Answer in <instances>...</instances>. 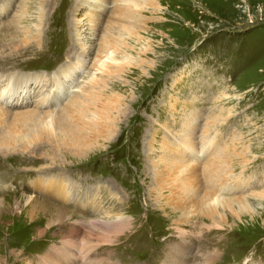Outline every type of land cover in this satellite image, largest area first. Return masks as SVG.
Wrapping results in <instances>:
<instances>
[{
	"label": "rangeland",
	"instance_id": "1",
	"mask_svg": "<svg viewBox=\"0 0 264 264\" xmlns=\"http://www.w3.org/2000/svg\"><path fill=\"white\" fill-rule=\"evenodd\" d=\"M99 1L101 10L87 16L79 0H0V107L8 121L17 112L60 113L71 98L81 105L91 82L94 107L113 95L120 104L117 118L105 119L108 139L83 150L80 135L62 143L59 131L24 152L16 144L0 150V201L8 207L0 209V259L36 263L62 248L58 231L67 225L43 224L44 235H34L14 204L25 195L71 209L73 219L133 220L125 234L142 241L135 257L112 251L121 235L97 247L117 264H152L176 226L189 229L195 263L217 249L212 264H264V0H129L126 15L115 0ZM79 41L90 46L85 55ZM217 165L219 199L243 198L250 213L220 207L226 223L218 228L191 202L172 211L162 189L175 188L170 178L185 169L178 188L191 184L196 201L210 180L205 171ZM165 170L172 175L162 186Z\"/></svg>",
	"mask_w": 264,
	"mask_h": 264
},
{
	"label": "bare ground",
	"instance_id": "2",
	"mask_svg": "<svg viewBox=\"0 0 264 264\" xmlns=\"http://www.w3.org/2000/svg\"><path fill=\"white\" fill-rule=\"evenodd\" d=\"M115 2H117V4H120V6L115 7V9L117 11H121L124 15H126L129 6V0H115ZM101 4H103V2L99 0H79L78 7L82 9L85 8V10L87 9L86 10L87 16L88 15L91 16L93 15L92 13H94L95 11L99 12V10H101V8L99 7V5ZM40 16H43V14L41 13ZM21 17L22 15L17 17L15 22L16 25L20 24ZM18 19L20 20L18 21ZM79 31L80 29H78L75 33L77 37L76 39H79L81 36L80 34L81 32L78 33ZM76 44L79 46L80 54L84 53L85 55L86 53L89 52V47H90L89 45L83 44L81 41L76 42ZM104 48H107V46L101 45V50H103ZM105 69H107V67ZM107 71L108 70H105L104 73ZM94 83L95 82H91V87L88 86L89 88L86 91L84 99L80 101L81 105L79 104L76 105L75 104L76 99L71 98V100L68 101L69 102L68 105L66 107H63L60 113H55L53 110H51V112L46 111L42 113H37L36 111H27L24 113L17 112L18 114L17 113L13 114L11 120L8 121L7 119L11 114H9L7 111H5V109L0 107V118L1 117L4 118L3 121H5L8 124L6 125V129L0 133V150L4 149L6 150V152L12 151V147H14V145L16 144L19 145V147L18 146L17 147L20 148L22 152H24L25 149L29 148L30 146L37 147L36 144L41 142L42 140H49L51 138V135H53L54 131L60 132L59 135L61 137H59V141H62V143L71 140L69 134L75 132L76 134L80 135L82 138V141L79 140V143L81 144H78L80 145L79 146L80 150H83L84 144L88 142L91 143L96 141L103 142L107 140L108 133L105 129L111 127L112 124L107 125L105 119L112 112H113V117L117 118V114L119 113L120 110V104L119 101H118L119 105L117 104L118 98H116V96L113 95L111 97L108 96L109 98L107 99L106 102H104V104L101 105V107H94L95 106L94 103L98 101L95 100V95L93 94V89L95 88L93 85ZM3 96L0 97V99H2ZM83 102H85V105L83 104ZM87 105L88 107H86ZM87 116L89 117L86 120L88 126V132L86 133V131H84L83 129L85 128L83 127V121ZM65 131L68 133V137L66 136L67 133L65 134ZM83 134H85L84 138H83ZM62 136H64L63 137L64 139L62 138ZM80 136H76V137H80ZM76 137H73L72 140H76L78 142ZM62 145L65 146L66 143ZM71 145H73V143H71ZM97 145L99 144H94V147ZM58 146L60 147L59 144ZM149 149L151 153H153L154 148L152 147V145L150 146ZM181 161H184L186 167L187 166L189 167L193 163L192 162L193 160H189L190 162H188V160L186 161L181 159ZM158 163L160 162L158 161ZM219 167L217 165L214 170L207 168L204 175H206L208 180L209 179L210 180L203 185L205 187V190L200 188L203 192L199 197V199L196 201L194 200L196 198L194 197V194L193 196L191 194L192 193L190 189L191 184L186 183L185 186L183 187L180 186L181 188H178V181H180L181 183L185 182L184 179L182 178L183 174H179L182 173V171L185 169H181L178 175L172 176L170 180H174L175 183L173 186H175V188H172L170 190V188L168 187L167 188L162 187V189H165L168 192H170V195L168 196L166 203L169 206H171L172 211H175L177 209H180V211L188 209L187 204L191 202L192 208H194V210L199 214V216L204 217L211 222V223L209 222L210 223L209 227H218V228L224 226V223H226V219L224 218L225 215L222 214L223 209L234 210L233 206L237 205L239 207L238 211H236V214L239 213L237 215L240 216L241 213H245V212L250 213L252 208L243 198H240L239 200L230 199V198L219 199L217 186L219 182L222 181V175L218 172V170H220ZM189 173L190 172H186L184 174H189ZM171 175H172L171 171L167 172L165 170L161 180L158 183L160 185L162 184V186H166L163 185V183L166 184L168 177H170ZM36 181L37 180H35L34 183ZM51 181L54 180L51 179ZM34 187H37V185L35 184ZM43 187H45L46 190H51L50 184L47 185V187L46 186ZM196 189H197V185H195V190ZM179 191H181V193L182 191L184 193L186 192L185 193L186 195L185 196L182 195L183 197H181L178 193ZM200 193L198 191V194ZM259 195L260 197H263L262 194ZM21 197L22 198L20 201L16 200V202L14 203L15 207L18 209L17 213L27 218V221L30 225V229L32 230L34 235L43 236L46 230L50 228H53L55 226L61 227L65 224L67 225V228L65 230L59 229L60 231H58L59 232L58 236L60 235V239L62 240L65 239L61 245L62 247L61 249H57L55 246H53L50 248L51 249L50 251H47L41 256L39 255L40 260L38 262L35 261L36 263H34L30 259H28L25 264H117V261L113 259H108L106 257L99 256L97 253V247H100L101 245L107 246L110 244H114L115 242L119 241L118 237L120 235L123 237L121 238L120 243L116 244L113 247L112 249L113 252L116 251L120 253L122 248L124 249L127 248L126 250H129L128 256L130 258H133L135 257L134 251L142 247L138 245L140 244V242H142L141 240H139L140 242L138 241L135 242L136 241L135 240L134 241L136 243L135 244L134 242L130 241L131 234L128 235L125 234V232L127 233L126 230L132 229V226L134 225V223L132 222L133 220L124 219L122 217L112 220H108V219L106 220L101 218L90 220L88 218L85 219V217H81V218L78 217L77 219H73L76 218V216H73V212L71 209H68L66 207H61L58 205L46 204L44 201H41L38 198H35L34 196L21 195ZM220 207H222V210L221 209L219 210ZM0 209L1 210L3 209L5 211L8 209V207L0 201ZM216 217H222L223 219L221 220V222H219L220 220H216ZM180 219L187 220V218H180ZM43 224L47 226L46 230L41 228ZM173 229L175 236L166 239L163 242V245L159 250L161 251V253L157 252L158 253V255L156 256L157 258L152 262V264H212L214 260L218 257L219 254L218 250L213 249L208 252L206 251L204 253H200L199 254L200 260L196 261L195 263V261L192 260V256L191 258L189 256L191 255V253H193L191 252L192 246H191L190 235L188 233L189 229L185 230L177 226ZM76 240H79L78 243H80V245L79 247L75 248L76 251H73V247L76 245L75 242ZM92 240L93 243H90ZM10 254H11L10 257L14 256L13 249L10 250ZM22 259L20 258L19 260L22 261ZM0 264H4L3 257L0 259ZM9 264H15V263L11 261Z\"/></svg>",
	"mask_w": 264,
	"mask_h": 264
}]
</instances>
